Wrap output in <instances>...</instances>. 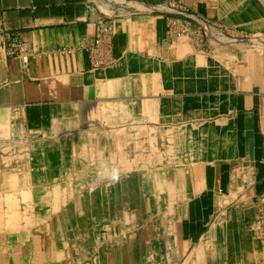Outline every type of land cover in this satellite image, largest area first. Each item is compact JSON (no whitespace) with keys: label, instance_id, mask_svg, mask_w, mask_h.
<instances>
[{"label":"crops","instance_id":"crops-1","mask_svg":"<svg viewBox=\"0 0 264 264\" xmlns=\"http://www.w3.org/2000/svg\"><path fill=\"white\" fill-rule=\"evenodd\" d=\"M262 34L264 0H0V197L53 184L0 264H264Z\"/></svg>","mask_w":264,"mask_h":264},{"label":"rangeland","instance_id":"rangeland-1","mask_svg":"<svg viewBox=\"0 0 264 264\" xmlns=\"http://www.w3.org/2000/svg\"><path fill=\"white\" fill-rule=\"evenodd\" d=\"M211 34L216 36L214 38L218 37V39L221 38L228 42L231 41V39L226 38L225 35L220 32L214 31ZM248 39L251 46H256V43H254L256 42L255 40H257V42L259 41L260 44H264V40H262L264 39L263 34L260 36H251ZM219 42H221V40H216V43ZM35 181L25 182V186L22 188L25 190L24 197L17 196L19 192L17 182L13 183V185L10 183L9 188L5 187V192L8 191V193H5V198L0 197V230H4L5 227H9L11 230H21L25 228L29 230L26 231V235H28V232L31 233V228L39 225V223L45 222L47 217L51 215L44 211V206H47L51 199L39 198L36 196L41 194L43 189L49 190L53 184L49 181H43L42 183ZM63 200L65 201V199ZM46 209H48V207ZM7 210L10 212H7ZM14 224L15 227H13Z\"/></svg>","mask_w":264,"mask_h":264},{"label":"built area","instance_id":"built-area-1","mask_svg":"<svg viewBox=\"0 0 264 264\" xmlns=\"http://www.w3.org/2000/svg\"><path fill=\"white\" fill-rule=\"evenodd\" d=\"M161 13H166L165 9L160 10ZM211 28H216V26H211ZM220 29H224L219 27ZM204 32V33H203ZM113 34L112 25H102L97 33L96 46L91 53V63L93 67H102L108 64L106 51L107 44L109 43V37ZM168 34L171 37H183L191 35V28L189 23L183 22L182 24H176L175 22H170L168 24ZM195 37L198 39V42H201L202 39L214 40L213 37H216L209 33V28L204 22H200V27L195 34ZM218 39V37L216 38ZM259 39V38H258ZM264 40V39H262ZM256 45L260 44V39ZM255 206V217L254 225L256 226V232L258 233L260 239L264 241V194L257 196L254 201Z\"/></svg>","mask_w":264,"mask_h":264},{"label":"clouds","instance_id":"clouds-1","mask_svg":"<svg viewBox=\"0 0 264 264\" xmlns=\"http://www.w3.org/2000/svg\"><path fill=\"white\" fill-rule=\"evenodd\" d=\"M106 175H108V177L112 180V181H117L119 180V170L116 168H113L111 170L110 173H105Z\"/></svg>","mask_w":264,"mask_h":264}]
</instances>
